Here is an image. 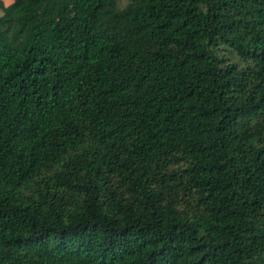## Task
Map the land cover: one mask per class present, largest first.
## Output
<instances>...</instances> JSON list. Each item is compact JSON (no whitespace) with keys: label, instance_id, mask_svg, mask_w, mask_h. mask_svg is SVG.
Masks as SVG:
<instances>
[{"label":"trees","instance_id":"trees-1","mask_svg":"<svg viewBox=\"0 0 264 264\" xmlns=\"http://www.w3.org/2000/svg\"><path fill=\"white\" fill-rule=\"evenodd\" d=\"M0 11V264H264V0Z\"/></svg>","mask_w":264,"mask_h":264},{"label":"rangeland","instance_id":"rangeland-1","mask_svg":"<svg viewBox=\"0 0 264 264\" xmlns=\"http://www.w3.org/2000/svg\"><path fill=\"white\" fill-rule=\"evenodd\" d=\"M6 5H9L12 3V0H4ZM123 4H126V2H128V0H122ZM2 14V12L0 11V15Z\"/></svg>","mask_w":264,"mask_h":264},{"label":"crops","instance_id":"crops-1","mask_svg":"<svg viewBox=\"0 0 264 264\" xmlns=\"http://www.w3.org/2000/svg\"><path fill=\"white\" fill-rule=\"evenodd\" d=\"M12 2H13V0H12ZM10 5V4H9Z\"/></svg>","mask_w":264,"mask_h":264}]
</instances>
